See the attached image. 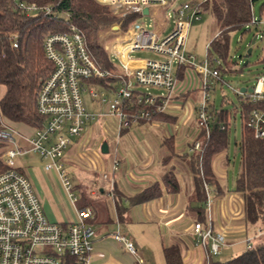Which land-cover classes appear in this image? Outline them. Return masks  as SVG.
Segmentation results:
<instances>
[{
    "label": "built area",
    "instance_id": "1",
    "mask_svg": "<svg viewBox=\"0 0 264 264\" xmlns=\"http://www.w3.org/2000/svg\"><path fill=\"white\" fill-rule=\"evenodd\" d=\"M99 1L109 5L113 13L121 17L110 27L111 34L107 39L117 35H122V38L109 47L110 50L123 58L135 49H150L157 52L159 57L146 59L135 68L124 67L114 72L98 63L85 34L76 25L46 36L44 51L54 68L42 80L37 92V109L44 116V122L35 128L31 136L24 137L27 147L18 140V129L5 122L0 126V143L5 145L0 149V158L6 157L7 164V168L0 172V264H89L94 249L95 229L89 222L93 210L88 206L77 208L78 219L68 223L50 220L32 181L17 165V156L27 152L38 154L46 170H57L65 190L75 203L77 196L73 192L74 185L63 161L75 137L82 134L89 121L103 114L117 118L120 135L124 129L141 120H150L153 114L165 112L180 85H184L179 83L178 76L183 66L193 68L198 74L202 91V100L195 107L199 136L189 143L190 151L200 152L202 156L204 143L210 137L213 113L209 94L221 77L218 65L222 61L209 57L210 45L206 58L196 61V55L187 50V38L192 23L208 11L206 5L212 0ZM155 5L172 9L174 24L170 32L160 37L151 24H138L134 18L126 28L123 27V21L129 16L138 13L150 15V8ZM24 7L32 11L39 6L31 3ZM146 7L149 9L147 13L144 12ZM45 8L46 13L51 11L50 7ZM219 34L220 31L216 36ZM14 46H18L17 41ZM106 49L109 51L108 46ZM106 77H115L119 81V85L113 88L115 96L112 100L105 96L98 98V92L94 89V85H99L96 80ZM152 87L159 89V92L151 91ZM253 89L250 92L252 101L264 99L263 75L257 77ZM84 92H88L92 100L100 104L108 103V112L90 111L84 101ZM238 94L242 95L243 92L238 91ZM247 125L254 130L256 137H263L264 108L253 109ZM119 162L116 156L113 173L119 169ZM103 177L108 178V174L103 173ZM211 204L212 199L208 195L209 209ZM191 231L193 244L200 247L204 255V264H210L213 256L227 245L228 232L216 231L211 221L203 223L196 220ZM114 238L138 262H143L134 240L122 233L119 226ZM251 246L252 239L249 237L246 248Z\"/></svg>",
    "mask_w": 264,
    "mask_h": 264
},
{
    "label": "crops",
    "instance_id": "2",
    "mask_svg": "<svg viewBox=\"0 0 264 264\" xmlns=\"http://www.w3.org/2000/svg\"><path fill=\"white\" fill-rule=\"evenodd\" d=\"M161 7L167 8L155 5L149 11L154 25L155 23L158 24L155 30L160 37L165 35L164 30L167 27V22L165 20L160 21L157 17L158 9ZM208 45L210 44H207L206 50ZM129 54L122 58L123 66H118L114 63L116 69L122 70L124 67L135 68L142 65L146 60V58L131 57ZM233 67L235 65L231 66L230 69ZM186 83L187 81L183 86L180 85L174 96L177 97V94L185 93V90L189 92V88L185 87ZM244 86L251 87L249 85H243L242 87ZM249 93L245 91L243 95ZM170 111H173L172 105L165 112H158L168 119L157 117L153 120L134 124L121 132L120 135H123L125 132L132 130V133H128V137L126 135L121 137V139L125 137L123 144L122 140L118 141V138L114 145V156H117L120 161L119 169L113 175L114 181H112V178H102V181L96 180L97 183H100L98 187H90L88 190H84L81 184L76 185V188L80 190L79 193L82 190L83 195L87 193L90 199L86 201L87 204H84L93 210V217L89 219V222L95 229L93 237L94 249L89 264H167L164 255V245L174 242L180 244L185 264H204L203 261L205 262V259L201 248L192 249L193 246L190 243L192 239V234H190L192 224L197 220L194 206L200 203L195 197V182L190 166V157L196 155V152L190 151L189 143L197 139L199 134L196 129L192 128L189 133L188 130L184 129V127H179L177 124L175 127L170 128L166 123L176 122L177 120V116L171 114ZM0 121L18 129L20 133L18 140L25 147L28 146L24 137L31 136L35 131V126L25 123L17 125L15 122L2 118L1 114ZM95 121L96 119L87 123L82 134L75 137L68 149L72 150L74 145H76L77 154L83 149H88V147H96L101 142V140L95 138L99 127ZM110 130L113 131L112 128ZM108 146L110 151V144ZM171 146L174 148L173 152ZM96 154L98 153L94 152V157ZM22 155L24 156L20 158L17 165L28 177L29 175H35L34 170L37 167H40L44 173L47 172L38 154L27 152ZM75 157L65 153L63 161L72 162ZM231 163L232 159L228 151L218 153L213 159V170L217 178H219L222 191H219L217 185L205 182V188L212 199V203V195L213 197L215 196V205L211 204V208H208L207 219L209 218L216 231H227V238H240L233 245L235 250L243 251L246 248L247 238L250 237L253 240L260 237L259 242L264 239V224L260 222L253 224L246 219L245 200L235 189L236 179L241 173V161L240 171L237 176H232L233 181L229 178V166H231ZM171 169L176 171L180 181V189L175 192L168 189L163 177ZM156 182H160L162 186L160 196L142 203L131 204L130 196L139 193L145 187ZM48 183L51 191L42 190L39 186L41 197L43 196L45 199V191L53 192V200L56 199L61 205L59 196L54 190L55 188H52L51 182ZM116 188L123 197L122 206L119 205L115 198L114 190ZM205 205L207 204L205 203ZM43 206L47 216L52 221L68 223L78 219L77 209H72L71 218H68L62 210L60 219L56 217L47 200L43 203ZM118 226L122 233L134 240L143 262L138 263L136 257L127 252L123 244L114 238V232L118 229ZM193 259L194 262H192Z\"/></svg>",
    "mask_w": 264,
    "mask_h": 264
},
{
    "label": "trees",
    "instance_id": "3",
    "mask_svg": "<svg viewBox=\"0 0 264 264\" xmlns=\"http://www.w3.org/2000/svg\"><path fill=\"white\" fill-rule=\"evenodd\" d=\"M31 3L37 4L38 9L32 11L25 9L24 6ZM252 3L253 0H212L206 5L217 20L220 31L209 46V57L212 59L213 52H217L229 69L234 65L233 61L228 60L230 32L248 30L251 25L257 26L261 21V17L255 18ZM45 7H50L51 11L46 13ZM263 8L264 4L261 9ZM134 16H129L124 26H127ZM119 19L109 5L99 0H0V83L5 87L0 97L2 118L35 127H40L44 122V116L37 109V92L42 80L54 68L44 51V40L49 33L66 31L72 24L76 25L85 34L89 48L98 63L114 72L121 71L116 69L111 54L98 41L100 31ZM16 41L18 46H14ZM223 65L218 66L220 72ZM185 70L186 66L179 69V78L185 76ZM116 80L115 77H106L96 81L99 85L107 88L109 86L114 91L116 85L113 84L117 82ZM255 108H264V99L252 101L248 98L241 106L242 138L239 142L241 173L236 179L235 189L245 200L246 219L253 224L258 222L264 224V136L256 137L254 130L247 125ZM211 111L213 121L210 137L204 143L203 154L201 156L200 152H196V155L190 157L195 197L200 203L194 206V211L197 220L203 223H207L208 220V207L205 205L208 191L205 182L217 185L219 191H222L219 178L213 170V159L218 153L228 151L231 145L230 112L225 108L214 107ZM157 117L168 119L160 113H155L150 120ZM143 121L149 120L140 122ZM1 124L0 121V126ZM3 146L4 143H0V149ZM171 149L173 152L172 146ZM6 168L5 159L0 158V172ZM163 177L168 189L173 192L180 189V181L175 170L167 171ZM114 192L115 198L122 206L121 193L117 188ZM161 193V183L156 182L130 196L129 199L131 204L142 203L160 196ZM259 240L256 243L252 240L250 248H245L227 261L220 262L212 258L210 264H264V239L260 242ZM164 255L167 264H185L183 251L177 242L164 245Z\"/></svg>",
    "mask_w": 264,
    "mask_h": 264
},
{
    "label": "rangeland",
    "instance_id": "4",
    "mask_svg": "<svg viewBox=\"0 0 264 264\" xmlns=\"http://www.w3.org/2000/svg\"><path fill=\"white\" fill-rule=\"evenodd\" d=\"M263 4H264V0H253L252 3L253 13L255 14L256 18L261 17V21L258 22L257 26L251 25V28L250 29L248 28V30L231 31L229 34L230 54L228 60L233 61L235 67L229 69L226 66L223 58L217 52H213V57L216 59H220L222 61V64L224 65L221 71L222 78L216 80V82L211 88L209 94V103L211 109L213 107L217 109L225 108L228 109V111L231 114V125H230L231 145L228 152L230 158L232 159L231 166H229V172H230L229 178L232 181L234 180L232 179V176H237L240 171L241 155L239 150V142L242 138L241 106L244 100L252 97V93L240 97L238 91H240V88L243 85L255 86L257 77L261 74L264 76V8L261 9ZM171 10L172 9L170 8L165 9L162 7L158 9L157 17L159 18V20L160 21L165 20L167 22V27L164 30L165 34L170 32L174 24L173 22L174 16L171 13ZM210 10L211 9H208L207 12L203 13L199 19H196L192 23L187 38V49L189 52H193L196 55L197 58L195 60L198 62L206 58V51H207L206 46L207 44H210V46L212 45V41L216 37L219 30L217 20L215 19V17L213 16ZM117 16L120 19L113 22L110 26L106 27L105 29H103L99 34L98 41L100 45L103 46L105 49L107 46L111 47L118 39L122 38V35H117V36H111L109 39H107L108 36H110L111 34V32L109 31L110 27L114 23L121 20V17L118 14ZM134 19L138 24L140 23H146L147 25L151 24L150 26H152L155 29L158 25L156 23L154 25L151 19V15L148 14H142V13L135 14ZM126 23L127 20L125 19L123 21V26ZM127 26H124V28H126ZM255 34H258V37L256 39V42L254 44H251V41ZM251 46L253 47L252 53L247 56L248 48ZM110 54L113 62L116 65L123 66L122 58L117 52H115L114 50H110ZM129 56L134 58L153 59V58H158L159 54L150 49H135L130 52ZM186 81L187 83L185 87L189 88V92H187L188 90H185V93L183 92L179 93L177 94L178 95L177 97L174 96L169 101V104L172 105V109H173V111H170V113L176 115L177 120L176 122H167L166 124H168L170 128L175 127L177 124L179 127H184V129L188 130L190 133L192 128L196 129L197 131L199 130L198 123L195 118L196 113L194 111H195V106L198 103H200V101L202 100V91L198 83V75L191 67H187L184 78L179 79V83L182 84H184ZM113 85H119V81H117ZM4 89H5L4 85L0 83V97L4 92ZM94 89L98 92V98L99 96L102 97L105 96L108 98V100H112L115 96L114 91L103 85H94ZM140 89L142 90L143 88L140 87ZM151 91L159 92V89L152 87ZM83 96L86 106L90 111H93L95 113L108 112L109 110L108 103L102 105L97 100H92L88 92H84ZM95 122L96 125L99 126L95 138L97 140H101V142H99V144H97L96 147L93 148L88 147V149H83L79 151L77 154H76L77 151L75 150L76 145H74V148L72 150L68 149L65 152L66 155L67 153H69L70 156H76L74 161L64 162V166L66 168L67 174L70 177L72 184L74 185L73 192L77 196V201L75 203H73L72 199L69 197V194L65 190L63 184L61 187L62 181L56 169H49L47 170L46 173H44L40 167H37L34 170L35 175L32 176L29 175L30 180L32 181V184L35 188V191L40 196L42 203L46 202L47 200L49 206L54 211L56 217L60 219L62 217V210L64 211V213L68 218H71L72 209L84 207L85 204H87L86 201L90 199L87 193H85V195L82 194L83 190L81 191V193H79L80 190L76 188V185L81 184L82 187H84L83 188L84 190H88L90 187H95V188L98 187L100 183H97L96 180L102 181V178L103 179L112 178V175L115 174L113 173L112 170L114 157H115L114 145L117 142L118 138H119L118 141L120 142L122 140L121 142L123 144L125 141L124 140L125 137L124 139L123 138L121 139V137L124 135L128 137L129 136L128 133H132L131 132L132 130H129V132H125L123 135H119L118 121L113 115L103 114L100 117L96 118ZM17 125H23V123L22 124L17 123ZM110 128H112L113 131H111ZM103 142H108V144H110L111 149L109 152H102L101 148ZM94 152L99 154V158H98V154H96V156L94 157ZM22 156L24 155L17 156L16 163L17 162L19 163L20 158ZM103 173H107L108 178H104ZM48 182H51L50 184L52 185L53 189L55 188L54 190L56 194L59 196L61 205L56 201L55 198H54L55 200H53L54 197L53 192L45 191V195H46L45 199L43 196L41 197L39 186L40 188H42V190L44 189L51 191ZM82 195L84 196V199ZM212 198H213L212 205H215V196L213 197L212 195ZM209 221L210 220L208 218L207 222ZM258 238L253 239V243H256L259 240ZM239 239L240 238L238 237L227 238L226 239L227 245L223 247L222 251L218 255H214L213 259L215 261L224 262L232 258L237 253H240L241 250H235L233 245V243ZM190 243L193 246L192 249L193 248L198 249V246L194 245L192 240L190 241ZM192 262H194V259Z\"/></svg>",
    "mask_w": 264,
    "mask_h": 264
},
{
    "label": "water",
    "instance_id": "5",
    "mask_svg": "<svg viewBox=\"0 0 264 264\" xmlns=\"http://www.w3.org/2000/svg\"><path fill=\"white\" fill-rule=\"evenodd\" d=\"M148 10H149L148 7H146V8L144 9V12L147 13ZM257 37H258V34H255L254 37H253V39H252V44H254V43L256 42ZM252 50H253V47H252V46L248 48L247 56L250 55V54L252 53ZM253 90H254V89H253L252 86H251V87H245V86H244V87H242V88L240 89L241 92H245V91L253 92ZM101 149H102L103 152H108V151H109L108 143H107V142H104L103 145H102V148H101Z\"/></svg>",
    "mask_w": 264,
    "mask_h": 264
}]
</instances>
